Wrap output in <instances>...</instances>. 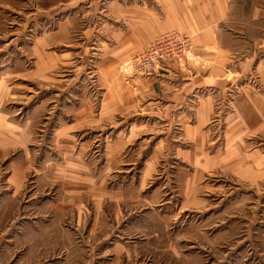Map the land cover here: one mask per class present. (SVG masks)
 <instances>
[{"label":"crops","instance_id":"crops-1","mask_svg":"<svg viewBox=\"0 0 264 264\" xmlns=\"http://www.w3.org/2000/svg\"><path fill=\"white\" fill-rule=\"evenodd\" d=\"M126 1L88 6L92 10L78 6L83 7L86 55L97 52L102 99L95 114L89 108L96 102L85 93L77 105L82 114H68L66 125L52 133L65 140L57 145L66 146L71 167L99 171L103 186L107 171H114L113 183L145 203L161 201L165 194L169 183L162 190L154 185L156 191L146 194L163 170L172 178L175 174L181 203L195 207L203 205L204 191L223 190L236 177L251 187L263 182L264 6L248 0H129V6ZM76 7L64 9L63 19L51 15L59 19L56 29L44 33L39 28L41 35L32 41L12 38L10 28L3 29L0 97L9 91L12 75L28 74L27 43L33 72L60 58L75 59L78 39L66 51L56 48L72 44L79 34ZM172 32L190 38L186 60L163 65L151 78L130 76L125 62Z\"/></svg>","mask_w":264,"mask_h":264},{"label":"rangeland","instance_id":"rangeland-1","mask_svg":"<svg viewBox=\"0 0 264 264\" xmlns=\"http://www.w3.org/2000/svg\"><path fill=\"white\" fill-rule=\"evenodd\" d=\"M248 1L264 6V0ZM114 4L0 0V33L9 27L12 38L29 41L41 35L39 28L55 30L64 9L77 6L73 22L79 34L56 51H66L77 39L81 43L73 61L60 58L39 72H33L27 43L28 74L20 80L12 75L9 91L0 97V264H264V181L251 187L236 177L223 190L204 191L203 205L195 207L181 203L175 174L160 170L146 194L169 183L165 194L145 203L113 183L114 171H107L103 186L99 171L73 169L66 146L57 145L65 140L53 131L66 125L68 114H82L77 105L85 93L96 102L89 109L95 114L101 109L97 52L86 55L83 7L78 6ZM56 14L59 19L51 20Z\"/></svg>","mask_w":264,"mask_h":264},{"label":"built area","instance_id":"built-area-1","mask_svg":"<svg viewBox=\"0 0 264 264\" xmlns=\"http://www.w3.org/2000/svg\"><path fill=\"white\" fill-rule=\"evenodd\" d=\"M192 50L189 37L178 32L160 36L129 61L130 76L151 78L163 65L181 63Z\"/></svg>","mask_w":264,"mask_h":264}]
</instances>
